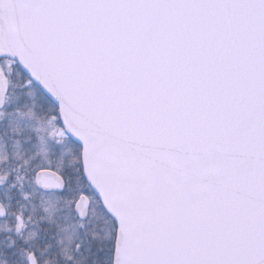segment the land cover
Returning <instances> with one entry per match:
<instances>
[{"label":"snow or ice","instance_id":"1","mask_svg":"<svg viewBox=\"0 0 264 264\" xmlns=\"http://www.w3.org/2000/svg\"><path fill=\"white\" fill-rule=\"evenodd\" d=\"M0 264H264V0H0Z\"/></svg>","mask_w":264,"mask_h":264}]
</instances>
